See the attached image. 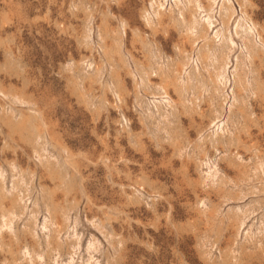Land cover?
<instances>
[{"label": "rangeland", "instance_id": "1", "mask_svg": "<svg viewBox=\"0 0 264 264\" xmlns=\"http://www.w3.org/2000/svg\"><path fill=\"white\" fill-rule=\"evenodd\" d=\"M0 264H264V0H0Z\"/></svg>", "mask_w": 264, "mask_h": 264}]
</instances>
